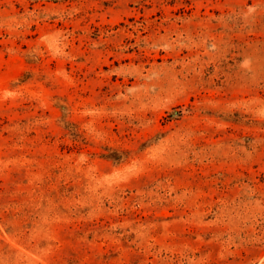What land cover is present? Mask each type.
I'll return each mask as SVG.
<instances>
[{
    "label": "rangeland",
    "instance_id": "1",
    "mask_svg": "<svg viewBox=\"0 0 264 264\" xmlns=\"http://www.w3.org/2000/svg\"><path fill=\"white\" fill-rule=\"evenodd\" d=\"M0 264H264V0H0Z\"/></svg>",
    "mask_w": 264,
    "mask_h": 264
}]
</instances>
